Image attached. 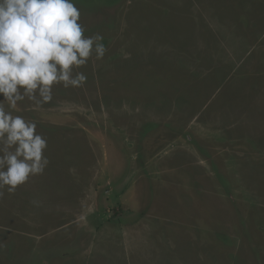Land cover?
I'll return each instance as SVG.
<instances>
[{"label":"rangeland","instance_id":"1","mask_svg":"<svg viewBox=\"0 0 264 264\" xmlns=\"http://www.w3.org/2000/svg\"><path fill=\"white\" fill-rule=\"evenodd\" d=\"M103 59L20 102L44 173L0 198V264H264V0H73Z\"/></svg>","mask_w":264,"mask_h":264},{"label":"clouds","instance_id":"2","mask_svg":"<svg viewBox=\"0 0 264 264\" xmlns=\"http://www.w3.org/2000/svg\"><path fill=\"white\" fill-rule=\"evenodd\" d=\"M73 0H0V198L44 173L47 140L37 124L14 115L20 102L35 108L53 89L82 88L79 69L106 54L104 37L85 35Z\"/></svg>","mask_w":264,"mask_h":264}]
</instances>
